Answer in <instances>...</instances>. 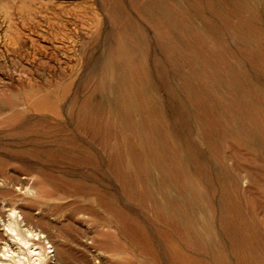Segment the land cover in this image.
<instances>
[{
	"label": "rangeland",
	"instance_id": "rangeland-1",
	"mask_svg": "<svg viewBox=\"0 0 264 264\" xmlns=\"http://www.w3.org/2000/svg\"><path fill=\"white\" fill-rule=\"evenodd\" d=\"M19 258L264 264V0H0Z\"/></svg>",
	"mask_w": 264,
	"mask_h": 264
},
{
	"label": "bare ground",
	"instance_id": "bare-ground-1",
	"mask_svg": "<svg viewBox=\"0 0 264 264\" xmlns=\"http://www.w3.org/2000/svg\"><path fill=\"white\" fill-rule=\"evenodd\" d=\"M32 236H33V235H32ZM34 237H35V240H38V235H35ZM21 242L26 246V248H27V247L29 246V244H30V243H28V241H25V240H24V241L21 240ZM9 252H10V251H9ZM34 253H35V251L33 250V251H32V254H34ZM13 254L16 255V253H14V251H13L12 255H13ZM6 256L9 257L10 255H6ZM13 258H14V257H13ZM18 262H19V264H25V263L23 262V260H21L20 258H19ZM33 263H34V264H42V263H41V258H39V261H38V259H37V260L35 259Z\"/></svg>",
	"mask_w": 264,
	"mask_h": 264
}]
</instances>
